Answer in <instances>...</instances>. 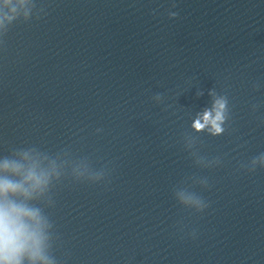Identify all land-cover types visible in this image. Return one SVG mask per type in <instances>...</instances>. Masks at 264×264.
Masks as SVG:
<instances>
[{"label":"clouds","instance_id":"9594fccd","mask_svg":"<svg viewBox=\"0 0 264 264\" xmlns=\"http://www.w3.org/2000/svg\"><path fill=\"white\" fill-rule=\"evenodd\" d=\"M225 105L226 100L223 98L216 100L213 109L215 114L205 110L195 121L194 128L202 130L211 125L213 134L222 132ZM22 167L7 159L0 163V170L12 174H20ZM47 184V174H38L34 169H29L20 181L0 176V264H24L25 259L29 264H37V261L50 264L42 252L38 210L18 199L30 198L33 191Z\"/></svg>","mask_w":264,"mask_h":264}]
</instances>
